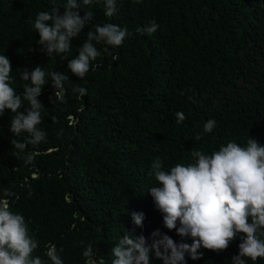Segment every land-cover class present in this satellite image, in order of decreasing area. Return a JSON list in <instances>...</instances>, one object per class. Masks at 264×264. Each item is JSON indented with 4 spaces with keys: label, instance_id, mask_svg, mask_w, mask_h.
<instances>
[{
    "label": "trees",
    "instance_id": "1",
    "mask_svg": "<svg viewBox=\"0 0 264 264\" xmlns=\"http://www.w3.org/2000/svg\"><path fill=\"white\" fill-rule=\"evenodd\" d=\"M66 3L0 0V55L11 61L10 86L22 99L21 112L30 106L24 91L32 85L17 69L41 66L46 73L37 97L44 141L15 149L11 141L26 143L29 134L11 133L16 113L0 114V201L24 217L39 242L32 256L44 261L54 246L64 264H112V249L125 234L144 235L150 244L160 230L180 243L148 192L157 186L151 165L159 159L170 171L194 163L193 149L211 155L229 142L246 146L250 137L264 146V0H116L113 17L105 15L104 0H78L82 17L93 13L90 24L69 52L48 57L37 43L35 19L53 7L62 15ZM150 21L159 26L154 34L137 32ZM105 23L127 28L128 35L115 48L93 41L100 54L80 79L68 63L89 29ZM53 72L68 77L63 90L54 88ZM179 111L186 119L177 124ZM210 119L216 126L207 133ZM133 213L144 214L143 227ZM241 242L237 237L221 252L201 248L202 258L186 255L187 264H232ZM89 244L94 259L88 262L82 253ZM151 264L163 261L152 254Z\"/></svg>",
    "mask_w": 264,
    "mask_h": 264
},
{
    "label": "clouds",
    "instance_id": "2",
    "mask_svg": "<svg viewBox=\"0 0 264 264\" xmlns=\"http://www.w3.org/2000/svg\"><path fill=\"white\" fill-rule=\"evenodd\" d=\"M82 2L90 5L93 0ZM104 5L107 17L117 14L116 0H104ZM80 8L78 0H67L62 15L58 7H53L51 14L44 11L38 13L34 23L39 33L37 43L47 49L48 57L53 53L69 52L72 39L90 24L93 13L87 11L82 17ZM93 27L94 30L90 28L87 32V39L78 55L68 63V68L80 79L86 76L91 61L100 54L93 41L115 48L121 46L128 35L127 28L121 29L112 23ZM158 27L155 21H150L137 32L152 35ZM12 71L10 59L0 55V114L5 109L16 113L10 121L11 133L19 136L27 132L29 137L26 143L16 140L11 143L15 149L23 151L27 144L37 145L45 140L46 134L37 127L42 122L40 109L43 107L37 97L41 95L46 73L41 66L31 72L27 68L22 71L17 69L22 80H30L32 85L26 86L24 91V99L30 106L21 112L24 106L22 99L10 86ZM49 75L54 88L63 90V82L68 77L60 72ZM74 91L81 95L87 92L83 87ZM185 119L182 111L175 113L177 124ZM215 126L216 121L210 119L205 123L204 131L211 133ZM191 155L194 163H177L170 171L163 170L162 162L156 159L149 173L155 177L157 186L151 187L148 192L155 207L163 214L164 226L176 230L182 238L181 242H175L160 230L151 233L150 244L144 235L125 234L112 249V264H151L152 254L163 264H187L186 255L192 260H199L203 256L201 248L221 252L227 250L237 237L242 242L239 254L232 257V264H246L245 258H250L254 264L258 259H264V146L250 137L243 147L229 142L211 155L195 149ZM32 160L33 156L29 154L26 163ZM132 217L135 225L143 227V213H133ZM188 238L192 243L183 242ZM38 243L29 236L24 217L14 214L7 204L0 201V264H64L54 246L46 252L48 261L39 256L33 257ZM62 251L61 248L59 252ZM82 255L88 258V262L93 261L90 244Z\"/></svg>",
    "mask_w": 264,
    "mask_h": 264
}]
</instances>
